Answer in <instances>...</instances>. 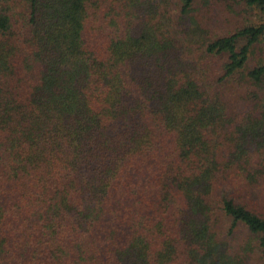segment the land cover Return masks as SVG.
<instances>
[{"label": "trees", "instance_id": "obj_1", "mask_svg": "<svg viewBox=\"0 0 264 264\" xmlns=\"http://www.w3.org/2000/svg\"><path fill=\"white\" fill-rule=\"evenodd\" d=\"M196 1L0 0V264H264V23Z\"/></svg>", "mask_w": 264, "mask_h": 264}, {"label": "rangeland", "instance_id": "obj_2", "mask_svg": "<svg viewBox=\"0 0 264 264\" xmlns=\"http://www.w3.org/2000/svg\"><path fill=\"white\" fill-rule=\"evenodd\" d=\"M169 8L176 11L174 6ZM193 14L210 37L232 34L245 26L264 23V11L248 5L246 0H197ZM261 59H264V36L254 45L250 66H255ZM256 194L258 199L264 197V184L256 190Z\"/></svg>", "mask_w": 264, "mask_h": 264}]
</instances>
